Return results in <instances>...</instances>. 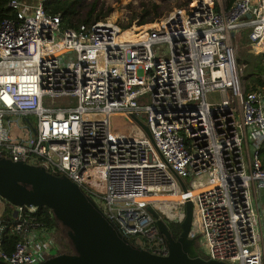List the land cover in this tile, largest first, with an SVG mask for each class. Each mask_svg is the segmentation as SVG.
Here are the masks:
<instances>
[{"label": "built area", "instance_id": "obj_1", "mask_svg": "<svg viewBox=\"0 0 264 264\" xmlns=\"http://www.w3.org/2000/svg\"><path fill=\"white\" fill-rule=\"evenodd\" d=\"M45 1L10 0L0 19V156L66 174L157 254L169 248L149 207L182 222L191 198L205 257L264 264V81L247 86L235 46L247 30L264 60V0H193L132 35L104 18L67 26ZM45 218L15 205L8 253L0 215V260L61 252Z\"/></svg>", "mask_w": 264, "mask_h": 264}, {"label": "water", "instance_id": "obj_2", "mask_svg": "<svg viewBox=\"0 0 264 264\" xmlns=\"http://www.w3.org/2000/svg\"><path fill=\"white\" fill-rule=\"evenodd\" d=\"M144 126L154 141L150 127ZM0 197L14 205H47L67 228L74 250L61 251L35 264H231L205 257L196 237L191 236V198L186 200V215L177 238L167 221L149 207L169 248L167 254H157L124 235L76 181L44 166L0 156ZM0 264L17 263L1 259Z\"/></svg>", "mask_w": 264, "mask_h": 264}, {"label": "trees", "instance_id": "obj_3", "mask_svg": "<svg viewBox=\"0 0 264 264\" xmlns=\"http://www.w3.org/2000/svg\"><path fill=\"white\" fill-rule=\"evenodd\" d=\"M9 1L10 0H0V19L3 18L10 11V7L8 6ZM81 1L82 0H46L45 8L52 12H61L64 24L67 26L74 27L79 26L81 23H92L97 20L100 16H102V13H104L103 8L99 7V0H93L86 13L84 15H79L77 4ZM153 9V12H151L150 7L143 6L139 22L145 23L158 16L159 11L157 3H153ZM134 29L135 27H131L129 30L126 31V33L132 35L134 33ZM247 32V30L238 32L239 38L247 40ZM252 55L255 58L256 62L251 69L252 71L250 75L253 78V83H262L264 81V60L261 59L258 55ZM248 87H252V83ZM39 210L47 214V218H45L47 224L56 228L55 236L58 242L60 243L61 250L72 252L74 248L71 241L68 240L67 235L61 231L60 234H58L57 232V226H60V221L55 217V215L51 216L50 211H52L53 213V210L47 205L39 206ZM13 211L14 205L7 201L5 210L1 213L2 218L6 221L7 224V229L4 232L1 241V248L8 253H11L15 249V245L18 240V236L13 230ZM167 223L174 237L177 238L182 231L181 222L167 221ZM128 238L137 245H143L142 243H139L137 241V235H129Z\"/></svg>", "mask_w": 264, "mask_h": 264}, {"label": "rangeland", "instance_id": "obj_4", "mask_svg": "<svg viewBox=\"0 0 264 264\" xmlns=\"http://www.w3.org/2000/svg\"><path fill=\"white\" fill-rule=\"evenodd\" d=\"M92 1L93 0H82L80 3L77 4L79 15H84L86 13ZM191 1L193 0H99V7L103 8L104 13H102L101 14L102 16H100L98 19L104 18V19H108L111 21H115L116 23L120 24L122 27L127 28V29L131 27H135V29H138L139 27L137 25L142 24L139 22V18L143 10V6L150 7L151 12H153L154 10L153 3L158 4L159 14L154 19H152L155 21L156 19H161L171 14L177 9L188 7ZM215 1L218 3L220 1H223L224 5L229 4V2H227L229 0H215ZM144 25L146 26L147 24H144ZM249 44H250L249 40H243L242 38L235 41L238 59L240 60V62L247 63V65L244 67V73H245L247 86H249L253 82V78L250 74L252 71L251 69L256 62L255 58L253 57L251 52H249L248 50ZM259 49L260 48L257 49V46L253 48L254 51H257ZM209 99L211 100L219 99L218 92L217 91L210 92ZM11 134L12 136H15V137L17 135L19 137L27 136L25 131L19 129L18 127H13ZM262 191H263V201H264V187H262ZM94 199L99 203V199L97 197L94 196ZM6 203H7V200L5 198L0 197V215L5 210ZM195 215L197 217V212H195ZM195 223H196V220H195ZM60 231L67 235V228L61 222H60V226L59 227L57 226L58 234H60ZM199 231L200 230H197L196 228L194 229L193 227V232L195 234H199ZM68 240L71 241L69 237H68Z\"/></svg>", "mask_w": 264, "mask_h": 264}, {"label": "bare ground", "instance_id": "obj_5", "mask_svg": "<svg viewBox=\"0 0 264 264\" xmlns=\"http://www.w3.org/2000/svg\"><path fill=\"white\" fill-rule=\"evenodd\" d=\"M129 29H130V28H128L127 30H129ZM127 30H126V31H127ZM253 48H254V47H253ZM258 48H260L259 50H261V47L257 45V49H258ZM168 197H170V196H168ZM195 220H196V223H195V228H201V225H200V220H199V215H198V213H197V217H196V219H195Z\"/></svg>", "mask_w": 264, "mask_h": 264}]
</instances>
